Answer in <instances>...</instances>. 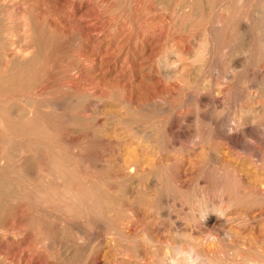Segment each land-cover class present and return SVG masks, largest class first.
<instances>
[{"label": "rangeland", "instance_id": "obj_1", "mask_svg": "<svg viewBox=\"0 0 264 264\" xmlns=\"http://www.w3.org/2000/svg\"><path fill=\"white\" fill-rule=\"evenodd\" d=\"M182 1L184 4L186 0L0 1L5 17L13 12L1 22L8 48L3 52L0 44V70L11 65L18 73L16 83L0 88V264H137L132 246L137 243L140 251L144 250V262L150 256L147 248L141 247L146 237L157 241L160 253L167 244L180 241L198 245L189 208L200 197L214 193L212 182L220 179L217 169L225 163L238 166L247 176L249 186L245 188L251 193L236 207L250 215L247 225L237 229L230 224L236 230V241L249 249L264 246L259 240L264 237V193L255 187L264 178V168L255 169L250 149L246 154L222 137L223 128L232 118L242 134L243 122L251 120L253 114L261 121L264 118V97L255 96L253 87L262 79L260 75L264 80V54L257 52L264 53L263 40H257L263 33V2L252 3L256 25L261 22L253 33L260 35L253 46L255 58H245V65L246 55L238 52L233 61L222 49V36L216 45L207 43L218 24L219 3L214 7L207 0L208 5H203L207 11L200 15L197 5L205 0H193L189 12L182 10ZM227 4L234 12H228L234 18H230L232 24L237 21L244 26L243 1L228 0ZM235 10L238 19L233 15ZM239 25L235 24L236 28ZM219 28L216 31L220 33ZM179 46L184 50L176 49ZM177 50L183 51V60ZM164 57L169 62L167 67L162 66ZM228 68L232 69L229 72L234 74L233 79ZM251 78L254 84H246ZM228 82L232 92L225 94ZM218 89L224 90V97L231 98L232 103L225 101ZM237 102L239 108H249L241 112ZM224 104L230 108L225 110ZM15 105H30L33 111L24 117L20 112H8ZM213 116L217 117L213 120ZM223 116L227 120H222ZM220 120L225 121L223 126ZM261 147L264 151V144ZM243 163L245 167H240ZM36 206L51 213H42ZM15 215L22 216L24 222L22 219L14 225ZM220 222L219 218L211 222L210 230L218 231ZM114 227L119 231L117 235ZM115 236H120L119 240ZM71 242L76 245L75 251ZM212 245L214 250L207 254L214 260L226 255L220 243ZM27 247L32 254L27 253ZM15 248L27 251L22 252V259L18 256L22 261L28 255L32 259L20 261L14 255ZM93 255L98 258L92 260Z\"/></svg>", "mask_w": 264, "mask_h": 264}, {"label": "bare ground", "instance_id": "obj_2", "mask_svg": "<svg viewBox=\"0 0 264 264\" xmlns=\"http://www.w3.org/2000/svg\"><path fill=\"white\" fill-rule=\"evenodd\" d=\"M2 3H6L8 0H0ZM135 1H138V0H135ZM196 1V0H195ZM199 1H201V0H199ZM204 0H202L201 2H203ZM212 3H211V2ZM227 1L228 0H209V2H210V5L211 6H216V4L217 3H219V5L217 6L218 8H217V10L216 11H218L219 12V15H218V17H217V26H215V27H213L212 28V30H211V34H210V36H209V40L207 41V43L209 42V43H211V46L212 45H216V44H218L217 43V41H218V39H219V37H221L222 36V38L220 39L221 41H220V43H222L221 45H223V47H222V49H224L225 50V52H226V54H230V56L231 57H233L234 55H236L237 56V53L238 52H240V53H242L245 57H244V64L246 65L247 63H245V58L246 59H248L249 60V57L250 56H255L254 54H253V51H254V45L256 44V37L257 36H259L257 33V35L256 34H254L253 33V28H255V27H257V25H258V28H259V25L261 24V22H260V24H259V22L257 23V25H256V21L254 20V17H253V9H252V3L254 2V1H256V0H241V1H243V6H244V12H243V14H242V16L241 17H243L242 19H245L246 20V24L244 25V26H242V27H240V25L238 24L239 22H237V21H235L236 23L235 24H237V25H239V27H237L236 28V26H235V24H232L233 23V21H234V18H231V17H229L230 15H229V11H231V7H229V4H227ZM260 1V0H259ZM140 2V1H139ZM138 2V3H139ZM194 1L193 0H186L185 1V3L183 4V1H182V4H183V6H182V10H184V11H188L187 9H188V7H191V4H194L193 3ZM209 2H207V0H205L204 1V4H202V5H197V6H199V7H197L196 5H195V7H197V9L199 10L198 11V13L199 12H201V13H203L204 11L203 10H205V11H207L206 9H204V8H206V7H204L203 5H206L207 3H209ZM233 2V1H232ZM232 2H231V5L233 6V8H234V2H233V4H232ZM256 2H258V1H256ZM262 2H263V7H262V9L260 10V11H262V13H263V11H264V0H261V3L260 4H262ZM181 3V2H180ZM197 3H199V2H196L195 4H197ZM206 3V4H205ZM136 4H137V2H136ZM139 4H141V2L139 3ZM138 4V5H139ZM179 4V3H178ZM258 4H259V2H258ZM259 4V5H260ZM180 5V4H179ZM208 5V4H207ZM206 5V6H207ZM236 5V4H235ZM253 5H255V3L253 4ZM150 7H151V5H149ZM148 6V7H149ZM211 6H209V9L211 8ZM147 7V8H148ZM149 7V8H150ZM194 7V8H195ZM236 7V9H237V6H235ZM261 7V6H260ZM181 8V7H180ZM191 9V8H190ZM214 9H216V8H214ZM241 9V8H240ZM181 10V9H180ZM179 10V11H180ZM181 10V11H182ZM193 10V9H192ZM189 11H191V10H189ZM188 11V12H189ZM236 11H238V10H235V14L237 13V15H235V14H233L236 18H237V16H238V13L239 12H236ZM240 11V10H239ZM178 12V11H177ZM231 12H233V11H231ZM13 13V12H12ZM11 13V14H12ZM206 13V12H205ZM234 13V12H233ZM242 13V12H241ZM10 14V15H11ZM14 14H15V10H14ZM200 14V13H199ZM10 15H8L7 17H9ZM201 15V14H200ZM203 16V15H202ZM201 16V17H202ZM7 17H5V15H4V12H3V8L2 7H0V44H1V49L3 50V52H5L6 50H7V48H8V44H7V42L4 40V37H3V33H2V31L3 30H5V26H1V22L3 21V20H5V18H7ZM199 17V16H198ZM233 20L232 22H231V19ZM138 19V18H137ZM238 19V18H237ZM139 20H140V18H139ZM138 20V21H139ZM260 21H263L262 22V24H264V14H263V17L261 18V20ZM140 22L141 21H139V24H140ZM137 23V21L135 22V24ZM135 24L134 23H131L130 25L132 26V25H134L135 26ZM139 24L138 25H136V26H139ZM260 25V28H261V26H262V31H263V33L262 32H260V33H262L261 34V36H259V39L257 38V40H260V39H262L263 40V43L261 44V45H263L264 44V25ZM256 25V26H255ZM14 24H12V28H14ZM130 26V27H131ZM133 26V27H134ZM141 26V25H140ZM218 27H220L219 29H221V34L219 33V32H217L216 31V29L218 30ZM239 28V29H238ZM240 28H242L243 30L240 32L239 30H241ZM132 29V28H131ZM130 29V30H131ZM135 29H136V27H135ZM138 29V28H137ZM136 29V30H137ZM132 30H134V28L132 29ZM223 30V31H222ZM218 31H220V30H218ZM130 32H132V31H130ZM130 32H129V34H130ZM216 33H218V35L216 34ZM127 34H128V32H127ZM206 34V33H205ZM220 34V35H219ZM204 35V34H203ZM127 36V35H126ZM205 37L207 36V35H204ZM261 37V38H260ZM202 42H204V41H202ZM258 42H260V41H258ZM208 45V44H207ZM258 45L259 46H261L259 43H258ZM36 46V48H39L40 49V47L36 44L35 45ZM181 47L179 46V48H176V49H180ZM182 48H183V50H184V47L182 46ZM181 48V49H182ZM263 52H264V45H263ZM261 48V49H262ZM180 49V50H181ZM224 50H223V52H224ZM258 50H260V49H258ZM178 51V52H177ZM176 51V54L177 55H179L180 54V56L181 55H183V53H181V52H183V51H179V50H177ZM262 50H260V51H257V52H260L261 54H264V53H262L261 52ZM222 52V53H223ZM225 52H224V57L226 56L225 55ZM6 54H8V53H6ZM229 55L227 56V57H229V59L231 58ZM252 56V58H255V57H253ZM262 56V55H261ZM226 57V58H227ZM263 58H264V55L262 56ZM178 58H180V57H178ZM183 57L181 56V59H182ZM236 58V57H235ZM259 58V57H258ZM258 58H256L257 60H259ZM164 59H166L165 57H164ZM181 59L178 61V63L181 61ZM229 59H228V61H229ZM243 59V58H242ZM183 60V59H182ZM226 60V59H225ZM233 61H234V57H233V59H232ZM236 60V59H235ZM247 60V61H248ZM9 61V63L10 62H12L11 60H8ZM228 61H225V62H228ZM246 61V62H247ZM253 61L255 62V60L253 59ZM252 61V62H253ZM175 62V61H174ZM173 62V63H174ZM241 62H242V60H241ZM251 61H249V63H250ZM229 63L231 64V61H229ZM235 63V62H234ZM256 64H257V62H255ZM168 64H169V62H168V60L166 59L165 61H163V64H162V66H164V67H167L168 66ZM230 64H228V66H229V68H230ZM238 64H240V62L238 63ZM243 64V63H242ZM251 64V63H250ZM179 65V64H178ZM234 65H236V64H234ZM234 65H233V67H234ZM253 65V64H252ZM177 65H176V62H175V66L174 67H176ZM249 66V68H250V66L251 65H247V67ZM255 66V65H254ZM246 67V69L248 70V72H250L249 71V69ZM252 67V66H251ZM177 68V67H176ZM228 68V72L227 73H230L229 72V70L230 71H232V69H229ZM235 68V67H234ZM260 68V67H259ZM259 68H256V70H259ZM245 69V68H244ZM245 69V70H246ZM244 70V71H245ZM247 70H246V72H247ZM263 70V69H262ZM178 71V73L180 74V71L179 70H177L176 69V71L175 72H177ZM233 71H235V70H233ZM174 72V71H173ZM177 73V74H178ZM233 73V72H232ZM234 73H236V72H234ZM251 73H253L254 74V72H252L251 71ZM260 73V72H259ZM263 73H264V71H263ZM17 71H14V69H13V67L11 66V65H9L7 68H5V69H2V70H0V88H1V86H3V85H6V84H12V83H16V77H17ZM178 74V75H179ZM244 74V73H243ZM224 75H227L226 73H224ZM230 75L231 76H229L231 79H233L234 78V74L232 75L231 73H230ZM247 75H249V74H247ZM263 75V74H262ZM262 75H260L261 76V78L263 79V76ZM236 76V75H235ZM245 76H246V73H245ZM253 76V75H252ZM251 76V77H252ZM260 76H258L257 78H259ZM228 77V76H227ZM239 77V76H238ZM177 78V77H176ZM253 78H256V76L254 77L253 76ZM261 79V80H262ZM225 80H227V79H225ZM235 80H237V78L235 77ZM234 80V81H235ZM259 81L255 86H253V87H255L256 88V93H255V96H262V98L264 97V80H262V81ZM237 81H239V80H237ZM250 81H253V83L252 82H250ZM254 81H255V79H252L251 78V80H249V82L248 83H246V84H254ZM236 82V81H235ZM226 83V82H225ZM224 83V84H225ZM223 84V83H222ZM250 84V85H251ZM221 84H219V86H220ZM227 86H226V88H225V94H226V92L227 91H231V83H227L226 84ZM73 86V85H72ZM223 87H224V85H223ZM218 88V87H217ZM238 90H240V93H241V88L240 89H238ZM218 91H219V89H218ZM223 92L224 90H221L220 89V91H219V94H220V92ZM249 91V90H248ZM232 92V91H231ZM233 92H235V91H233ZM236 93V92H235ZM245 93H246V91H245ZM248 93V92H247ZM250 93H251V91H250ZM253 93V92H252ZM42 94V93H41ZM224 94V92L222 93V97H224V96H227V95H223ZM245 95V94H244ZM247 95V94H246ZM242 96V95H241ZM240 96V97H241ZM246 97V96H245ZM252 97V96H251ZM250 97V98H251ZM221 98V97H220ZM225 98V99H224ZM223 99L226 101V97H224ZM244 98V97H243ZM250 98H248L247 97V100L249 99L250 100ZM262 98H260L261 100H262ZM219 99V98H218ZM237 99V98H236ZM254 99V97L252 98V100ZM259 99V98H258ZM259 99V100H260ZM222 99H220V101H221ZM228 101H230L231 100V98H230V100L229 99H227ZM244 100V99H243ZM258 100V101H259ZM238 101V100H237ZM240 101V100H239ZM245 101V100H244ZM255 101H257V100H255ZM257 101V103H259ZM234 102V101H233ZM249 102V101H248ZM253 102V101H252ZM262 102V101H261ZM223 103H225V102H223ZM230 103H232V100H231V102ZM238 103L239 102H237V105H238ZM241 103V105H242V103L243 102H240ZM256 103V104H257ZM221 104H222V102H221ZM233 104H235V103H233ZM250 104V103H249ZM255 103L253 104V105H255V106H257ZM264 104V103H263ZM225 105V104H224ZM245 105V104H244ZM248 105V104H247ZM251 105V104H250ZM252 105V107L254 108V106ZM261 105V104H260ZM30 106V105H29ZM29 106H27V105H23V106H11L8 110V112H20L19 114H20V116H23L24 117V115H26V112H32L33 110L32 109H30L29 108ZM37 106V105H36ZM36 106H35V108H36ZM225 106H227L226 108H225V110L228 108V106L229 105H225ZM224 106V107H225ZM234 106V105H233ZM246 106V105H245ZM243 107V105H242V107L241 108H239V105H238V108H239V110L241 111V112H243V108L245 109V108H249V107ZM264 106V105H263ZM235 107V106H234ZM260 108L262 107V105L261 106H259ZM229 108H230V106H229ZM237 108V109H238ZM263 108V107H262ZM252 108H250V110H251ZM256 109H257V107H256ZM229 110V109H228ZM231 110V109H230ZM249 110V111H250ZM258 110V109H257ZM260 110V109H259ZM238 111V110H237ZM248 111V110H247ZM247 111H244V112H247ZM261 111V110H260ZM264 111V110H263ZM0 112H2L1 111V109H0ZM262 112V111H261ZM232 113V112H231ZM231 113H229L228 114V118H229V115L231 114ZM238 113H240V112H238ZM253 113H254V111H253ZM258 113V112H257ZM246 114H249V112L248 113H246ZM264 113L262 112V115H263ZM235 115V114H234ZM242 115H243V113H242ZM250 115V114H249ZM254 116H253V118L250 120L248 117H247V119H249L250 120V122H249V120H247L246 122H243V123H246V124H242V125H245V126H243V129H245L244 131H243V133L244 134H242V133H239V132H237L238 130H236L237 129V125H238V122L236 121V119H231V117H230V119H231V121H230V123L228 124V122H226L227 124H228V127L227 128H223V131L225 132V136L221 133V132H223V131H221L222 130V128H220V133L223 135H221L222 137H224L225 139H227V142L229 143V144H233V145H237L239 148H241L242 149V151L243 152H246V154H247V150H251V157H253V158H255V159H252V161H253V163H255V169H257L258 167H260V169L262 168H264V151H263V149H261L262 147H261V145L262 144H264V123L262 124V121H264V118H263V120L261 121V119L260 118H258L257 116H255V114H253ZM261 115V114H260ZM225 116V115H224ZM224 116L222 117V120H227V118L225 119L224 118ZM214 117V116H213ZM215 117H217V116H215ZM215 117L213 118V120L215 119ZM226 117H227V115H226ZM250 117V116H249ZM259 117H262V116H259ZM263 117H264V115H263ZM219 118V117H218ZM224 118V119H223ZM241 118V117H240ZM251 118V117H250ZM222 120H220V121H222ZM233 120V121H232ZM217 121V120H216ZM216 121H214V123L213 124H215V122ZM239 121V120H238ZM241 121H244V120H241ZM217 122H219V121H217ZM216 122V123H217ZM223 123H221L222 124V126H223V124H224V122L225 121H222ZM220 123H217V124H220ZM220 124V125H221ZM220 125H216V126H218V127H216V128H219V126ZM242 125H240L241 127L240 128H242ZM263 125V126H262ZM225 126V125H224ZM221 127V126H220ZM238 127H239V125H238ZM245 127V128H244ZM239 128V129H240ZM223 132V133H224ZM240 132H242V131H240ZM218 133H219V131H218ZM220 133L218 134V135H220ZM221 137V138H222ZM245 137H247V138H245ZM249 138H251V140H249ZM246 139H248L250 142H247L246 141ZM226 141V140H225ZM252 141V142H251ZM253 142H255V143H253ZM257 142H260V143H262L261 145L260 144H257ZM250 143V144H249ZM259 145H260V147H259ZM238 150V149H237ZM12 152V151H11ZM23 152V151H22ZM13 153L15 154V152L13 151ZM21 153V152H20ZM5 154V153H4ZM7 154V153H6ZM23 154V153H22ZM241 154V152L239 151V155ZM244 155V154H243ZM242 155V156H243ZM246 156V155H245ZM240 158H241V156H239ZM246 158V157H245ZM261 158H263L262 160H259V159H261ZM242 160H244V159H242ZM242 162V161H241ZM240 162V163H241ZM244 163H245V161H243ZM243 163V164H244ZM226 164V163H225ZM225 164H224V166L222 165V164H220V165H222V166H220V168H218L217 170H218V172H220L221 173V176H220V179L219 180H217V181H213L212 183V185L211 186H213V187H211V188H213V192L214 193H210L209 192V194H207V191H206V193H205V195L207 194V196H202V197H200L199 198V201L197 202V204L194 206L193 205V207H191V208H189V210L191 209L192 210V215H190V219L192 220V226L191 227H193V232L194 233H196V234H198L197 236V238H198V245H196V244H192V243H189V242H184V241H180L179 243H177L176 245H170V244H167V246H165V251H163L162 253H160V251H158V250H160V249H158V246H157V244H156V240L155 239H152V238H150V237H146V242L144 241V244H145V246H141V247H144V248H147V250L146 251H148L149 252V261L147 260L148 258L146 257V259H145V261L143 262L142 260H144V257H143V255L145 254H142V252L144 251H140V249L136 246L137 245V243L135 244V246H132L133 247V251H131V253L133 252V255L135 256L134 258H136V259H138L139 260V263L138 262H134V263H137V264H264V249L262 250V248H264V246H262V248L260 249L259 247H261V245H259V246H254L252 249H249V248H245V247H242L241 246V244H238L237 243V241H236V237H235V231H233L232 230V228H233V224H235L236 226H237V229H239L238 227H241L242 225H244L245 224V226L247 225L246 223L249 221V219H250V215H247V214H243V213H246V211H244L243 213H242V211H241V209H242V207L239 209H237L236 207L239 205L240 206V204L242 205V203L244 202V201H247V198H249L250 197V192H248L247 190H246V188L245 187H247V185L249 184V181H247V176H245V175H243V173L241 172V170H239L237 167H235L234 165H232V163H231V165H229L228 163V166L226 165L225 166ZM246 164V163H245ZM245 164L244 165H239L240 167L241 166H244L245 167ZM217 167H218V165H217ZM217 167H215V168H217ZM224 167V168H223ZM135 169V168H134ZM216 170V169H215ZM221 170H222V172H221ZM244 170V169H243ZM131 171V170H130ZM247 175V174H246ZM219 176V175H218ZM209 182H211V181H209ZM210 184V183H209ZM207 187H208V185H206ZM249 186V185H248ZM114 187V186H113ZM205 187V186H204ZM251 187V186H250ZM255 187H256V191L258 190L259 192H263L264 193V178H261V179H259V182L255 185ZM244 188V189H243ZM205 190L207 189V188H204ZM215 189V190H214ZM255 189V188H254ZM210 191V190H209ZM205 192V191H204ZM263 193H262V195H263ZM103 194V193H102ZM203 194V193H202ZM101 195V194H100ZM260 195H261V193H260ZM103 196V195H102ZM102 196H100L101 198H102ZM201 196V195H200ZM99 197V198H100ZM263 197V196H262ZM264 198V197H263ZM262 198V199H263ZM201 199V200H200ZM261 199V202L260 203H262L263 202V200ZM114 201V200H113ZM112 201V202H113ZM45 202H47V201H45ZM259 203V204H260ZM39 204V203H38ZM37 205V204H36ZM48 205V204H47ZM50 205V204H49ZM26 206V205H25ZM40 206V205H39ZM39 206H36V207H39ZM46 206V205H45ZM51 206V205H50ZM190 206V205H189ZM110 207V206H109ZM112 207V206H111ZM110 207V208H111ZM27 208V207H26ZM39 208H41V207H39ZM45 208V207H44ZM50 208V207H49ZM49 208H48V210H49ZM28 209H29V207H28ZM111 209H113V207L111 208ZM246 209V208H245ZM17 210V209H16ZM23 212L22 213H24V210L23 209H21ZM33 210V209H32ZM35 210H36V208H35ZM44 210H46V209H44ZM51 210V209H50ZM115 210H117V209H115ZM114 210V211H115ZM119 210V209H118ZM190 210V211H191ZM18 211L20 212V208H18ZM16 212V213H19V212ZM31 211V210H30ZM41 211H42V213H44V212H47V211H43L42 210V208H41ZM52 211V210H51ZM120 211L122 212V209H120ZM120 211L118 212V213H120ZM127 211V210H126ZM247 211H248V209H247ZM264 211V210H263ZM39 212H40V210H39ZM110 212H113L112 210L110 211ZM124 212V211H123ZM22 213H19V214H22ZM26 213V212H25ZM49 213H51V212H47V214H49ZM125 213V212H124ZM41 214V213H40ZM117 214V213H116ZM121 214V213H120ZM262 215V212L261 213H259L258 215ZM23 215V214H22ZM122 215V214H121ZM124 215V214H123ZM128 215V214H127ZM212 215H213V217H212ZM264 215V214H263ZM24 216L26 217L27 215H25L24 214ZM116 216V215H115ZM22 217V216H21ZM20 217V215H15V218H14V225H17V222H18V224H19V222H20V220H22L23 218H21ZM24 217V218H25ZM109 217L110 218H112V217H114V215L113 216H111V214L109 215ZM126 217V216H125ZM256 217V216H255ZM261 217H263V216H261ZM105 218V217H104ZM109 218V219H110ZM220 219L221 220V222L219 223L220 224V227H219V230L218 231H215V233L213 232V229H211L210 230V226H209V224L212 222V223H215L216 222V220L217 219ZM254 218V217H253ZM27 219V218H26ZM108 219V218H107ZM115 219H117V217H115ZM256 219H257V217H256ZM24 220L25 219H23V222H24ZM41 220V219H40ZM111 220V219H110ZM42 221V220H41ZM47 221V220H46ZM45 221V222H46ZM113 221V220H112ZM124 221V220H123ZM189 221V220H188ZM253 221H255L254 219H253ZM23 222H21V224L23 223ZM26 222V221H25ZM40 222V221H39ZM48 222V221H47ZM109 223V222H108ZM112 223V222H111ZM232 223V224H231ZM24 224V223H23ZM42 224V223H41ZM44 224V223H43ZM48 224H50V222L48 223ZM113 224V223H112ZM122 224H123V222H122ZM232 225V228H231V225ZM251 224V223H250ZM253 224V223H252ZM38 225H40V224H38ZM51 225V224H50ZM190 225H191V222H190ZM253 225H255V224H253ZM42 226V225H41ZM109 226H110V224H109ZM116 226L118 227V224L116 223ZM250 226V225H249ZM248 226V227H249ZM40 227V226H39ZM39 227H37L38 229H39ZM44 227H47L46 225L44 226ZM113 227V226H112ZM112 227H109V229L110 228H112ZM128 227V226H127ZM251 227H252V225H251ZM50 228V227H49ZM71 228V227H70ZM129 228V227H128ZM236 228V227H235ZM244 228V227H243ZM255 227H253V229H254ZM264 228V227H263ZM38 229H37V231H38ZM41 229H42V232H43V227H40V232H41ZM51 229H53V227H51ZM66 229V228H65ZM121 229V228H120ZM123 229H124V227H123ZM249 229H250V227H249ZM242 230V229H241ZM247 230V229H246ZM36 231V232H37ZM51 231V230H50ZM64 231V230H63ZM70 231H72V230H70ZM113 231V230H112ZM112 231H110V232H112ZM121 231H123V230H121ZM39 232V233H40ZM44 232H45V230H44ZM44 232H43V234H44ZM49 231H47V233H48ZM66 232H67V230H66ZM114 232H115V234L117 235L118 233H119V231L117 230V228L116 227H114ZM114 232H113V234H114ZM217 232V233H216ZM263 232V234H264V231H262ZM52 233H53V231H52ZM72 233V232H71ZM240 233V232H239ZM16 234V233H15ZM31 234V233H30ZM48 234H50V232L48 233ZM53 234H56L55 233V231H54V233ZM73 234V233H72ZM145 234V233H144ZM262 234V233H261ZM263 234H262V236H263ZM25 235V234H24ZM27 235V234H26ZM25 235V236H26ZM39 235V234H38ZM74 235V234H73ZM79 234H77V236H78ZM112 235V234H111ZM15 236V235H14ZM22 236V235H21ZM40 236V235H39ZM39 236H37V237H39ZM43 236H45V235H43ZM76 236V235H75ZM126 236V235H125ZM146 236V235H145ZM148 236V235H147ZM238 236V235H237ZM22 237H24V236H22ZM27 237H30V235L28 234V236ZM41 237H42V235H41ZM41 237H39L40 239H41ZM46 237H48V239H49V235H47L46 234ZM50 237H52V235L50 236ZM54 237V236H53ZM83 238L81 235H79V237L78 238ZM119 237L120 236H115V239L116 238H118V240H119ZM127 237V236H126ZM143 237V236H142ZM260 237V236H259ZM43 238V237H42ZM61 238V237H60ZM80 238V239H81ZM86 238V237H85ZM137 238V237H136ZM255 238V237H254ZM253 238V239H254ZM260 238H262V237H260ZM25 239V238H24ZM44 239H46V238H44ZM80 239H78V240H80ZM128 238H125V240H127ZM21 240V239H20ZM19 240V241H20ZM42 240V239H41ZM47 240V239H46ZM53 240H55V239H53ZM58 240V239H57ZM63 240V239H62ZM65 240V239H64ZM83 240V239H82ZM81 240V241H82ZM117 240V239H116ZM124 240V239H123ZM122 240V241H123ZM124 240V241H125ZM129 240H131V239H129ZM260 241H264V237H263V240H261V239H259ZM22 241V240H21ZM59 241H61V240H59ZM121 241V240H120ZM128 241V240H127ZM257 241V240H256ZM255 241V242H256ZM42 242H44L43 240H42ZM42 242L40 243V241H39V239H38V243H40V245L42 244ZM47 242L48 241H46V243L44 242V244H47ZM53 242V241H52ZM69 242V241H68ZM85 242H88V241H86L85 240ZM102 242V241H101ZM115 242V241H114ZM118 242V241H117ZM130 242V241H129ZM128 242V243H129ZM132 242V244H134L135 243V241L133 242V241H131ZM130 242V243H131ZM159 242V241H158ZM257 242H259V241H257ZM55 243V242H54ZM70 243V242H69ZM72 243V242H71ZM98 243V242H97ZM121 243H123V242H121ZM141 243V242H140ZM140 243H139V245H140ZM217 243H220L221 244V247L223 248V249H226V255L225 256H223L222 255V252H221V255L222 256H220V258L217 256V259L216 260H214L215 259V257H214V259H213V257H211V256H209L207 253L208 252H212L213 250H214V248L215 247H213V245L212 244H217ZM261 243V242H260ZM19 244H21L20 242H19ZM18 244V245H19ZM57 244V243H56ZM64 244V243H63ZM73 245H74V242L72 243ZM143 244V243H142ZM141 244V245H142ZM161 244V243H160ZM164 244H166V243H164ZM43 245V244H42ZM65 245H67V244H65ZM72 245V246H73ZM97 245V244H96ZM254 245H255V243H254ZM62 246V245H61ZM71 246V247H72ZM76 245H74L73 247H74V251H75V249H76V247H75ZM83 246V245H82ZM89 246V245H88ZM99 246V245H98ZM160 246V245H159ZM29 247H31V246H29ZM29 247H27L28 248V250H29ZM66 247V246H65ZM84 247V246H83ZM127 247H128V245H127ZM213 247V248H212ZM19 248V247H18ZM14 249V255H17V257L18 256H20L21 257V259H22V252H27V251H23L24 250V248H23V250L21 249ZM26 248V247H25ZM57 248H58V245H57ZM60 248V247H59ZM130 248V247H129ZM160 248V247H159ZM32 249V248H31ZM94 249V248H93ZM211 249V250H210ZM25 250H27V249H25ZM78 250V249H77ZM129 250V249H128ZM130 250H131V248H130ZM33 251V250H32ZM79 251V250H78ZM78 251H77V253H78ZM92 251V250H91ZM98 251V250H97ZM223 251V250H222ZM60 252V251H59ZM90 252V251H89ZM251 252V253H250ZM27 253H31V250H29ZM27 253H25L26 255H27ZM33 253V252H32ZM31 253V254H32ZM80 253V252H79ZM130 253V255H132ZM30 254V255H31ZM84 254V253H83ZM88 254V253H87ZM96 254V253H95ZM23 255H24V253H23ZM25 255V256H26ZM89 255H90V253H89ZM146 255V254H145ZM32 256V255H31ZM30 256V258L32 259V257ZM81 256V255H80ZM79 256V257H80ZM95 256V257H94ZM14 257H16V256H14ZM16 257V258H17ZM20 257H18V259L20 258ZM94 257V259L96 258H98V255H97V257H96V255H93V256H91V259ZM131 257V256H130ZM221 257H223V258H221ZM26 258V259H25ZM24 259V261H22L21 259H19L20 261H22V262H25L28 258H29V255H28V258L27 257H25ZM29 258V259H30ZM218 258H219V260H218ZM90 259V260H91ZM94 259H92V260H94ZM78 260V259H77ZM29 262H30V260H28ZM27 261V262H28ZM72 261V260H71ZM135 261V260H134ZM70 262V261H69ZM74 263H75V261H73ZM77 263H78V261H76ZM82 262V261H81ZM80 262V263H81ZM90 262V261H89ZM91 263V262H90ZM89 263V264H90ZM70 264V263H69ZM86 264V263H85Z\"/></svg>", "mask_w": 264, "mask_h": 264}]
</instances>
